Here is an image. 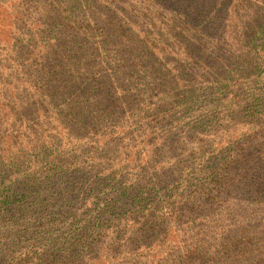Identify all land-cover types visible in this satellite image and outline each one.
Here are the masks:
<instances>
[{
    "label": "trees",
    "instance_id": "1",
    "mask_svg": "<svg viewBox=\"0 0 264 264\" xmlns=\"http://www.w3.org/2000/svg\"><path fill=\"white\" fill-rule=\"evenodd\" d=\"M39 37L46 43L15 63L20 43ZM87 43L110 48L107 74L84 60ZM173 110L182 115L175 122ZM183 118L194 122L189 138L200 130L192 140L209 144L193 157L196 170L174 155L162 165L183 149L172 134L143 143L146 150L133 145L124 165L92 176L60 141L109 123L176 126ZM45 119L55 135L43 136ZM256 127L264 128V0H0V264H80L91 252L84 264H112V252L130 246L151 256L133 264H264L255 217L264 213V133ZM83 200L89 207H79ZM163 201L167 209L156 213ZM233 202L225 212L236 217L232 227L194 234L172 259L174 228ZM79 210L88 212L82 222L62 221L79 219ZM110 225L116 236L105 235ZM213 234L216 252L206 240ZM159 236L167 254L154 244Z\"/></svg>",
    "mask_w": 264,
    "mask_h": 264
},
{
    "label": "rangeland",
    "instance_id": "2",
    "mask_svg": "<svg viewBox=\"0 0 264 264\" xmlns=\"http://www.w3.org/2000/svg\"><path fill=\"white\" fill-rule=\"evenodd\" d=\"M23 3H27L28 0H22ZM42 2L44 0H41ZM159 1V0H157ZM46 4L49 5L48 2H45ZM32 8H36V5H33ZM33 10V11H34ZM137 10V8H136ZM154 10H151V12H153ZM36 12V11H34ZM207 12V11H204ZM208 13V12H207ZM7 26L4 27V30L6 29ZM4 32V31H3ZM6 33V32H4ZM39 40H35V41H31L28 40L29 42H21L20 43V48L17 47V50L15 52V63H22L24 64V58L26 56V51H24L23 49H28L31 50L33 47H37L39 48V46L35 43L38 42V44H43L46 42H43L42 40H40L41 38H38ZM46 41V40H45ZM47 46V44H46ZM85 52H84V60L88 63L90 62L92 65L91 70L95 71V72H99V74L101 75H105L108 73V71H110L112 68L115 67V65L111 66L112 63H105L102 59L104 57L105 53H110V48L107 47V45L105 46V48H101V49H94V46L92 44H88L86 45V47L84 48ZM111 51L114 52V50L111 48ZM67 53V51H65ZM105 63V64H104ZM45 64V63H43ZM116 64V63H115ZM13 64L11 62L5 63V67L9 68L12 67ZM24 78L27 80L28 79V75ZM31 78V77H29ZM173 121H177L179 119H181L182 115L181 113H178L177 111H171L170 112ZM209 116L211 115V112L207 113ZM47 118V117H46ZM208 118V116H207ZM185 123H189V124H185ZM193 119H184L180 122L176 123V126L174 125H168L166 123H164V121L162 120H157V119H152V120H147L145 122L144 128H139V127H134V125H126L122 123H109L107 124L106 127H104L103 129H98L96 130L97 134H93L91 133L92 131H88L86 129L83 130L82 133H80L81 135H83V139L82 140H65V139H61L60 141L63 143L62 146L65 147L67 150H70L72 157H74L72 160H76L79 161L82 165L81 168H83L82 170L84 172H86L87 174H89L88 176H92L93 173H95V171L97 170H102L106 173H111L112 170H116V168L120 167V165H124L123 159L126 153H128V148L132 147L133 145L136 146V148H138V150L140 149H144L146 150V147H143V143H152V142H156V140L159 137H165V134H172L174 136L178 137V141H182V148L179 151V154L175 153L173 154V152L171 153L172 155L169 156L167 159H162L160 161L164 162L162 163V165H164L165 168L169 167V164L167 163V161H172L171 157L174 155L175 157L179 158V159H184V161H186V165L189 167H194V169L196 170V163H193L194 158L193 157H197L199 154H205V152L208 150V145L207 143H205L204 141H198V140H192L193 136L198 133L200 130H198L196 133H194L192 135L191 138H189V136L191 135L192 131H193V127L191 126L193 124ZM52 124V123H51ZM47 122V119L43 120L41 122V127L44 130L43 132V136L46 134L49 135H55L54 132L51 131V127L53 125H51ZM123 126L125 127L124 132L122 131ZM159 127H161L159 129ZM232 129V128H230ZM228 129V130H230ZM264 129V128H263ZM260 130L259 127L254 128L255 133L257 134L259 131L263 132L264 131ZM204 130L208 135L211 133V136H209V139H214V133H216V130L212 129L211 126L209 125L208 127L206 126L204 128ZM115 131L116 133L114 134V136L110 133ZM260 132V133H261ZM221 136H227L229 134V132L225 131V129H222L220 132H218ZM58 137V136H57ZM103 137V139L101 138ZM96 138L98 139L97 142L93 141V139ZM113 138V142H111ZM170 138V137H169ZM189 138V139H188ZM101 139L104 141L101 142ZM187 139L189 140V144L186 146V141ZM256 139V138H254ZM169 145H173V141L171 143H169ZM96 153V157L95 160H91L89 158V155ZM186 155V156H184ZM137 159V158H135ZM154 159H152L151 162H153ZM78 162V164H79ZM102 162V165H100ZM171 162V163H172ZM113 165H115L113 167ZM112 167V168H111ZM132 170V169H131ZM7 169L5 170V174H9L11 173V171H7ZM127 171H130L129 168ZM125 173V172H124ZM123 173V174H124ZM127 174V173H126ZM129 175V174H127ZM177 183V179H172L170 182L169 187H176ZM114 190H108L106 193H100L99 194V202L101 205L104 204L106 198H111L113 196V192ZM158 195H162V194H158ZM164 197L162 196V199ZM84 200L81 202L79 207H82V209L87 208V206L89 207V202L87 201L88 204H84L83 203ZM235 202H233L232 204H219L216 205L215 207H213L212 209H209L207 211H205V213L201 214V216L203 218H194V221H191L190 227L184 226V225H179L177 226V228H174L177 230V234L179 235L177 237L179 243H175L172 241V243L174 244V248L173 250L169 253L171 254L172 259L176 260L178 251L182 248L181 244H185L184 240L187 243H190V237L193 236L196 233H200L202 234L200 237H203V235L207 233L208 229L214 230L216 229L217 232L221 231L223 228L224 229H229L230 227L233 226V224L235 223L234 221H236V217H232L231 215L228 216L227 213L230 211L231 213V208L233 207V204ZM51 206L49 207L50 209H52L53 207H57L61 204L59 203H51ZM237 205V204H236ZM158 209L156 210V213H163L165 212V210L168 207V204L166 202H161L158 204ZM259 209V208H258ZM133 211L136 213L137 209L133 208ZM223 211V212H222ZM45 212V211H44ZM80 213H82V216L77 219V218H61L62 221H64V223L66 224H72L73 223H78V222H82L81 219H83V217L88 216V212L87 210L84 211H80ZM259 214H257V218H260L259 222L257 223V226L260 227L263 231H264V213L263 212H257ZM247 214H252V213H246ZM207 217V218H204ZM219 219V220H217ZM215 221L217 223H215ZM132 222V220H130L127 223ZM64 223L62 224H57L58 228L55 227L53 232L59 231L58 235L61 234L62 232V226L64 225ZM128 225V224H127ZM81 226V225H80ZM110 227L112 229H108L105 232V235H112V231L114 229V234L113 236H116V228L111 226ZM106 228V227H105ZM221 228V229H220ZM220 229V230H218ZM41 230V229H40ZM188 230V233L185 232ZM209 234V233H208ZM216 234V233H215ZM213 234L212 237L206 239L208 241V247L214 246V249L212 250L213 252H216L215 250L217 248H219L220 246L218 245L219 237H216V235ZM53 235L56 234L53 233ZM175 235V234H174ZM209 237V235L207 236ZM175 238H172V240H174ZM101 240H98L97 243H100ZM106 243V242H104ZM161 243L162 247L161 250H163L162 252H164L165 254L168 253L169 249H170V245H169V241H163L162 236H159L158 238H156L155 241V245L156 247L159 246ZM181 243V244H180ZM264 246V242L262 243ZM91 253L86 254L84 256V258H82V261L80 264H84V262H88V259L93 258L95 255H91ZM100 257V256H99ZM148 257V258H145ZM251 257V256H249ZM151 256L150 253H148L147 250H144L143 248H135L134 246H130V247H125L123 249V252H112L111 254V261L112 264H133L135 260H138L140 262H147L150 260ZM253 259H255L256 257H251ZM249 258V260L251 259ZM101 259V258H100ZM219 259L217 258L216 263H218ZM249 263V262H248ZM251 264H255V263H251Z\"/></svg>",
    "mask_w": 264,
    "mask_h": 264
}]
</instances>
